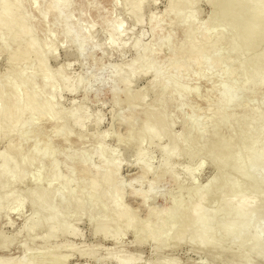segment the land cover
<instances>
[{
    "label": "bare ground",
    "instance_id": "bare-ground-1",
    "mask_svg": "<svg viewBox=\"0 0 264 264\" xmlns=\"http://www.w3.org/2000/svg\"><path fill=\"white\" fill-rule=\"evenodd\" d=\"M42 1L44 2V6L39 8V6H36L35 0H28V4L31 5L34 11L38 13V17L40 18V21H42V25H44L43 21H47L49 19L47 17L51 15L52 19L54 20L53 21L51 19L53 23H57L58 27L60 28L61 26L64 27V33H61L65 36V38H62L65 39L67 43L70 42L72 44L79 57H84L87 53V46L94 45L91 43L93 41L92 38L90 39V34L93 29L92 27L84 29L79 23L80 20L73 19L74 15H72L73 11H71L73 1ZM112 1L114 2V0ZM148 1L151 4H155L157 0ZM200 1L202 0H166V7L163 11L162 19L169 18L168 20L170 24L182 29L183 40L179 43H177L171 33H161L160 24L162 19L159 20V17L155 18L154 16H151L148 19L150 20V26L148 27H150V32L153 36V42L151 41L152 44L148 43V45H146L144 43L145 45H143L142 39L145 33H141L140 31V34H138V37L132 45L135 57L129 61L126 66L122 65L121 67L110 68V77L113 80H118L117 84L111 86V92L113 94H117L119 87L122 86L125 97L128 96L130 86L134 79L138 78L139 76L151 73L154 83V85H152L155 87L157 86V90L170 91L168 92L169 95L165 99L162 98L165 104L173 98V95L182 94V99L183 97L186 99V97L188 98V96L192 94L191 89L188 90L189 88H186V86L183 85V82H181L183 77H186V74L188 75L191 73L190 71L192 66L198 67L201 70L202 77L209 75L212 71L219 70L221 72L222 70L223 74L226 75V80L232 79V82H222L221 88H219V99L216 101L218 111L216 107V115H214L215 117L213 120L211 118V124L219 123L226 125V123H228V121L232 120L234 117L233 113L229 115L226 114L228 108L231 106L233 108L234 106L235 108L240 107L250 87H264V63L261 62L260 59H257L252 67L246 68V70L244 69L238 75L235 74L233 67L235 64H243L246 61V46L250 44L256 45L264 40V0H222V2L227 5L225 10L226 14H224L222 17L224 18L227 16V14L238 12L242 20L241 25L247 26L241 32L240 38H238L235 34L231 35L230 41L226 47L222 46L223 44H221V39H223L226 35V32L229 31L226 29L225 25L222 24V22L208 20L207 24L203 23V26L206 25L207 27L206 28L204 26L203 30L202 25L199 24L198 26L195 7L200 3ZM121 2L123 4H121V6L125 7L123 9H126V16L128 14L133 19L134 26L143 25L142 10L145 0H122ZM26 3V0H0V50L2 52V50L6 49L7 46L9 47V44L14 45L13 43H16L19 45V47L14 52L6 53V60L9 64H11L12 67L9 72L5 73L0 78V141L5 142V147L2 151H0V216L8 217L11 212L20 213L23 208H25L24 206L26 205V198L28 199L31 193L18 194L14 191L16 185L29 181L31 185L36 187L42 182H47V175L44 177L40 174L35 175L33 178L31 177L32 179L29 176L27 178L26 170H31L32 166L36 163L50 164V167H44L48 170V179L51 183L47 182L46 184L47 195H44L40 198H35L31 194L32 198L30 197V203L31 199L33 201V209L36 207L35 212L41 211L46 213L44 218L36 216L35 213L27 217L24 220V224L13 234L7 236L4 234V232L0 231L1 252L7 250V248H9L10 245L16 241L17 237H20V235L24 233V240L20 243L21 255L14 258L0 257V264H42V260H47L54 264H64L73 254H78L80 257H86L95 261H99L100 258L98 259L97 255L99 253L94 251V247L92 249L89 248L88 250L87 248L86 250H79L77 247L74 248V245L70 247L71 245H66L67 243L61 244L57 241L60 238L80 237V234L76 231L77 229H74L72 225L70 226L69 222L66 221L67 218L65 219V217L62 216L64 213L61 214L59 208L61 210H66L71 206L72 203H74V206H78L79 208H81L83 205L93 206L95 204L101 213L100 218H104L107 208L110 205L109 207H112L118 211V215L116 216L117 219H115L116 223L124 220L125 213L120 209L122 207V199L124 197L125 189L123 186L124 184L121 185V183L118 181V174L122 164L119 163V159L117 157L118 155L115 154L114 151V154H112L113 158L110 157V159L107 158L108 160H101L103 154H105L103 141L105 137L104 135H100L98 138H96V146L94 145V148H91V150L88 153H85V155L83 153L82 156L78 153L80 156H64L66 157L65 162L68 164L66 166H69L68 170H66L67 177H62L59 174L57 162H50L51 160L46 162V160L48 161L49 158H53V155L55 156V152L48 144L49 140L39 144L40 141L38 142L37 139H33L31 142L33 149L31 148L32 146H30L27 154H25L26 152L24 154L22 153V149H20L22 146L20 144H22L23 141L25 142L26 140H29V133L33 131L35 128L34 126H37V122H39V120L42 118H47L48 123L50 122V125L53 123H55V126L56 123L60 125L61 128H58L59 133L57 135L59 136L61 131L60 137H62L63 140H68L69 136H71L70 131L73 129H77L82 134V129L85 126L84 124L88 116H85V114L88 110L84 114L81 107L74 108V103H71L72 106L71 109L69 108V110L61 109L62 107L60 106V99L63 93L70 95L75 94L82 86L84 87V81L86 85L89 84V80L86 79V81L85 78L83 80V77H80V75L77 77V80L71 81L69 78L70 76L68 77L65 74V70L68 68L67 65H60L62 67H57L53 70L48 68L47 62L49 58L56 56L55 46L57 45H54V42H52L54 41L52 39L53 33L51 34L47 32V34H45L47 36V38L45 37V40L38 38L35 29L36 26L34 27L32 25V21L30 22V15L24 8ZM115 3L116 2H114V4ZM251 4L255 5L252 10L249 8ZM117 6H119L118 0ZM118 19H116L114 23L112 21V25L107 24V22L109 23L110 20L114 19H110L109 21L107 20L106 27L104 26L106 24L102 22L103 26L105 27L104 32H107L108 34L107 41L105 40V45L107 49L110 48L112 50H116L119 53H123L128 42H125L123 37L124 34L122 35L120 33L121 27L124 25L122 26V20L120 19L121 21H118ZM48 24H50L49 21ZM44 26H46V24ZM53 28L55 29V27ZM252 40H254V43ZM240 41H243L244 43V47L242 48H239L236 45ZM163 45L168 47L169 57H167L168 59H166L165 62L160 63L156 61V55L157 51H159ZM220 45L222 48H226L223 49L225 52L226 50L229 51L226 52V54L228 55L229 53L230 57H227L225 54L217 53ZM101 46H104V44H101ZM93 49H95V45L92 47V50ZM32 58L35 62L34 66L32 65L33 67H19L20 64L23 63L24 65L26 63L27 66V63H30ZM226 61H228V64H231L230 67L228 66V69L224 71L223 67L225 66L223 64ZM168 67L169 70L166 71ZM4 85L6 88L3 87ZM182 99L180 100V107L183 106ZM217 102H219V105ZM117 103L115 104L117 105ZM82 104L83 103H81V105ZM256 107L257 106L252 105L248 117L243 122L245 131H248V128H250L253 122L258 118ZM88 119H90V117ZM189 119L190 118H188V121L192 122ZM259 119L264 123V117ZM191 120H193L192 117ZM89 121H91V119L86 121V125ZM195 121H197V127ZM148 122L149 120L147 123ZM167 122L164 114H160L154 120L156 125L163 127V125L166 124V127L170 129L172 124ZM199 122L194 118L193 126L195 127H190L191 130L189 131V134L184 137H182V135H179L180 137L176 136L180 144H183L184 146V144L187 143L185 146H188L190 138L189 136H191V134H198L196 136H198V138L200 136V139H211V137L207 136V134L205 135L202 133V129L205 128L202 123H200L202 127L199 129ZM205 122H207V124L205 123L206 127L210 125V122ZM93 123L95 126L94 128L100 127L101 118H96ZM150 123L144 125L140 133L147 136L150 140L159 143L160 137L151 132ZM4 124L5 126H8L10 130L4 129V132L2 130V126H4ZM8 124H10V126ZM20 126H22V128ZM23 126L25 127L24 129ZM26 126H28V128ZM128 128L129 133H127L128 138L126 139L130 140L133 136V129H131V125H129ZM84 129L86 130L85 127ZM15 132H17V136ZM12 134H15L14 138ZM39 135H41V132ZM57 135H55V137ZM42 138L44 139V137ZM188 148L189 147H187V149ZM201 148L204 149L203 146ZM247 148L249 150H256L252 151L249 158L243 159L241 161L240 171L238 173L227 177L221 176L216 178L211 184L205 186L198 187L196 186L197 181L196 184L194 183L195 178H197V173L199 171L201 172L202 168L205 167L204 162L200 161L194 166L189 164V166H186L182 169V173L188 177V180L191 182V186L194 184L197 187H192L193 189L195 188V190L192 192L191 196H188L190 197V200L187 197L189 201L192 200L194 202V206L190 212L192 216L198 212L202 201L208 195H214L217 197L218 203H215L216 205H213L210 209L204 211L197 218L194 229L196 231L199 230L198 234L190 238L186 233H175L176 231H174L171 227V220L173 219L174 222V220L179 217V209L175 208L171 211V214L161 218L152 214L154 209L152 212H148L150 215L149 217H151V220L153 219V222L145 224L144 228L146 229L147 235L144 238L148 240L150 239V235L153 237L150 242H152V248L155 253H158V251L163 248L161 246H163L162 244L166 243L165 241H167V239L169 240L171 237L172 239L173 237L175 239V236H177L178 240L179 238L182 239V241L186 239L187 243L189 242V244L195 246V248H197L199 251L205 252L208 256H213L214 252L219 248V245L215 242L216 238L219 236H228L231 239L230 246L236 247L237 253L227 260L222 258L225 261V264H252V259L264 261V219L258 217L262 212L261 201L255 203L249 201L248 198V196H254L255 198L264 199V134L259 132L256 135V140L247 146ZM143 150V147L139 146L133 155L134 158L132 157V159H134V166L140 170V175L137 177L138 179L135 178L138 182H141V180L150 173L151 159H149V157L147 160H145L146 152ZM195 151H197V149L194 150V152ZM204 151L205 150L202 152ZM195 153L197 154V152ZM230 153H234L233 149L229 151V154ZM109 154L110 153H108V156ZM176 155V151L163 150L161 169H163L166 174V171H173L176 169L171 166V160ZM199 155L200 154H198V156ZM92 156H96L100 159V166L92 168V166L89 164V159ZM103 157H105V155ZM213 160V166L218 170L223 158L217 156ZM260 161H262L263 164V171L259 174H253L252 170ZM78 165L81 167V173H78L82 175V178L90 172H92L93 175V178L91 176L92 181L89 180L91 182L89 186L87 184L88 190L85 193L79 188L81 185L83 187V184L80 183L82 178L79 181H76L78 182L79 187L77 186V183L75 184L77 188L82 190L81 192L76 191L77 188L76 190L71 188V185L75 183L73 170H75V167ZM38 170H40V168ZM41 170L43 171V169ZM54 183L61 184V188L59 190L55 188L54 191L52 188ZM239 183L240 185L237 187ZM130 184L132 185V183ZM152 185L153 184L149 186V191H152L151 189L154 188ZM258 185H260V188H257ZM82 192L84 193V197L81 199L83 202L78 199L80 196H78V193L81 194ZM132 193L135 196L140 195L134 191ZM50 194H55V196H58L57 199L59 201V208L58 205L56 207L53 203L49 202L48 195ZM109 194H111V196ZM105 196L108 197L106 201L108 203L103 204L100 203L101 201L98 202V198L99 200L101 198L103 200L106 198ZM232 199L236 200L233 206H231V201H233ZM142 203L146 204V201L142 199ZM248 208H253L255 213L246 216L244 214V210ZM221 217L223 222L219 226L215 227L216 222ZM101 221L103 220L101 219ZM133 221L130 220L125 223V230L134 228L135 223ZM102 223L99 227H95V230L93 229L94 235H100L103 239L111 240L115 243V246H118L119 241L123 237L122 233L124 229L121 232H116L110 228L113 225L115 226V223H111L113 225H111L109 222H104L106 225H103ZM107 223L111 226H107ZM9 224L10 222H7V225ZM252 227L256 228L254 233L249 235L242 233L243 231H246ZM145 239L143 240V238H139V240L136 239V241L140 243H146L147 240L145 241ZM35 241L40 243V247L38 251L30 253L31 249L33 248L30 246ZM116 250L117 249L110 250L105 253V258L111 259L115 264H138L137 261L141 260L139 259L138 255L135 256L130 254L128 256H121V254H118L119 251ZM34 253L36 254L37 258H34L33 260L34 256L32 255ZM157 264H177V262L173 258H168L160 261Z\"/></svg>",
    "mask_w": 264,
    "mask_h": 264
},
{
    "label": "rangeland",
    "instance_id": "rangeland-1",
    "mask_svg": "<svg viewBox=\"0 0 264 264\" xmlns=\"http://www.w3.org/2000/svg\"><path fill=\"white\" fill-rule=\"evenodd\" d=\"M35 1H36V6H39V8H42L44 6V2L42 0H35ZM72 1L73 4L71 11H73L72 12V15H74L73 19L80 20L79 23L81 24V26H83L84 29L86 28L88 29L91 27L93 29L90 34V39L92 38L94 43L92 40L90 41H92L91 43L95 45V49L92 50V47L94 45H88L86 51L87 53L84 57H79V55L76 52V49L72 46V44L70 42L67 43L66 40L62 38V37L65 38V36L62 34L64 33L63 31L64 27L61 26L60 28L58 27L57 23L55 22L53 23L52 22L53 19L51 15L47 17L49 18L47 21L46 20L43 21L44 25L46 24V26H44L42 25V21H40V18L38 17V13L34 11L31 5L28 4V0H26L27 3L25 4L24 8L26 12L29 13L30 15L31 18L30 22L32 21V25L34 27L36 26L35 29L38 38L45 40L47 38V36L45 35L47 34V32L51 34L53 33L52 39L54 41L52 42H54V45H57L55 46L56 56L49 58L47 62L48 68L53 70L56 69L57 67H62L64 65H67L68 68L65 70V74L68 77L70 76L69 78L71 79V81L77 80L78 79L77 77L79 75L80 77H83V80L84 78L85 80L86 79L89 80L88 85H86L84 81V87L82 86L83 88L81 87L75 94H73L74 96L67 93H63L60 99V106L62 108L61 107L60 108L64 110H69V108L71 109L72 106L71 103H74L73 104L75 106L74 108L81 107L82 112L84 114L88 110L85 114V116L88 115L86 121L91 119L92 122L89 121L88 124L86 125V121H85L84 127L86 128V130L83 127L82 134L77 129H73L70 131L71 136H69L68 140L66 139L63 140V138L60 137L61 131H60V135L59 136L57 135L59 133L58 130L61 128L60 125L58 123H56V126L55 123L50 125V122L48 123L47 118L46 119L44 118L45 120L42 118L41 120H39V122H37V126L36 125L34 126L35 128L33 129V131L29 133V136L31 138L28 137L29 140H26L25 142L23 141L24 144L22 142V144H20L22 147L19 148L22 149L23 154L25 152H26L25 154H27L30 146H32L31 148L33 149V145L31 143L33 139H37L38 142L40 141L39 144L49 140L48 144L50 145V148L53 149V151L55 152V156L53 155V158L51 159L49 158L48 161L46 160V162H49V160H51L50 162H57L59 167L58 170L59 174L62 177H67L66 170H68L69 166H66L68 164H66L65 162L66 157L64 156L72 155L73 157V155H79V154L83 156V153L85 155V153H88L91 150V148H94L93 147L94 145L96 146V142H97L96 138H98V136L100 135H104L105 137L103 141H104L105 154H103V156L105 155V157L102 156L101 160L102 159L108 160L110 159V157L113 158L112 154L115 153L118 155L117 157L119 159L118 160L119 163L122 164L118 174V181L119 183H121V185L124 184L123 186L125 189L124 197L122 199V207L120 209L125 213L124 215L125 222L124 220H122L121 222L116 223L115 219H117L116 216L118 215V211H116L112 207H109L110 205L107 208V212L104 218L103 217L100 218L101 213L99 212V209L97 206H95V204L93 206L83 205L81 208H79L78 206H74V203H72L68 209L61 210L58 204L59 203L57 199L58 196H55V194L48 195V197L50 198L49 199L47 197L49 202L53 203L54 206L56 207L58 205L61 214L64 213L62 216L65 217V219L67 218L66 221L69 222L70 226L72 225L74 229H77L76 231L80 234V237L78 238L66 237V238H60L57 241L61 244L67 243L66 245H71L70 247L74 245L75 246L74 248L77 247L79 250H83V249L86 250V248L88 250L89 248L92 249L94 247L93 248L94 251L99 253L97 254L98 259L100 258L99 261L98 260L95 261L86 257H80L78 256V254H73L70 257V259L64 264H115L111 259L105 258L106 257L105 253L114 249H117L116 251H119L118 254H121V256L122 255L128 256L130 254L135 256L138 255L139 259H141L137 261L138 264H157L160 261L168 258L175 259L177 264H225L224 261L225 259L227 260L230 257L236 255L237 253V248L230 246L231 239L228 236L227 237L219 236L216 238L215 242L216 244L219 245V248L214 252L213 256H208L206 255L205 252L199 251L197 248H195V246H192L191 244H189V242L187 243L186 239L182 241V239L179 238L178 240L177 236H175V239L177 238L176 239L177 241L174 239V237H173L174 240L172 239V237L171 239L169 238V240L167 239V241H165L166 243L162 244L163 246H161L163 248H161V250L159 249L160 251H158V253H155L152 248L153 247L152 242H150L153 239V237H151L150 235L149 237L150 239L148 240L144 238L147 235L144 226L147 223L153 222V219L151 220V217H149L150 215L148 213L150 211L152 212L153 209L154 210L152 214H154V216L156 215L161 218L168 216L169 214H171V211L176 208L180 210L179 217H177L174 220V222L173 219L171 220L172 221L171 227L174 231H176L175 233L177 232L178 234H180L181 232L186 233L189 236V238L192 236H196L198 234L199 230L196 231L194 229L197 218L204 211L210 209L213 205H216L218 201H217V197H215L214 195H208L202 201L198 212L194 216H192L190 212L192 207L194 206V202L192 200L189 201L190 197H188L191 196L192 192L195 190V188L193 189L192 187L205 186L211 184L216 178H219L221 176L227 177L238 173L240 171L241 161L243 159L249 158L252 151L256 150V149L249 150L247 146H249L256 140V135L259 132L264 134V123L261 122L259 119L261 117H264V87L262 88L256 86L250 87L240 107L238 108H235V106L234 108L232 106L229 107L226 114L229 115L233 113L234 117L232 120L228 121L226 125L219 123L211 124V121L215 117L214 115H216L215 110L217 107L216 101L219 99V93H220L219 88H221L222 82L229 83L232 80V79L226 80L225 78L226 75L223 74L222 70L221 72L219 70L212 71L209 75L202 77L201 70L198 67L192 66L190 71L191 73L188 72L189 73L188 75L185 73L186 77H183L181 81L183 82V85L186 86V88H189L188 90L191 89L192 91L191 92L192 94H190L188 98L186 97L187 101L186 99H184V97L182 99L183 96L182 94L179 95L176 94L173 95V98L169 100V102L164 104L163 99H165L169 95L168 92L170 91L168 90L161 91L159 89L157 90V86L156 87L153 86L154 83L152 80L153 77L151 73L135 78L130 86L128 96L125 97L122 86L119 87L117 94H113L111 92V86L117 84L118 80H113L110 77L109 75L110 74L109 72L111 70L110 68L121 67L122 65L126 66L129 63V61H131L135 57L134 55L135 53L132 49V45L133 42L138 37V34H140V31L141 33L142 32L145 33L142 39L143 45L145 44L148 45V43L152 44L153 36L150 32V27H148L150 26V20L148 19L151 16H154L155 18L159 17L158 18L159 20L162 19V14L166 7V0H157L155 4H151L148 0L147 1L145 0L144 2L145 6L143 5V10H142L143 25L140 26H134L133 19L128 14L126 16V12H125L126 9L125 10L123 9L125 7L121 6L122 0H118L119 6H117V0L116 1L114 0V2H116L115 4L112 0H72ZM226 6L227 5H225L222 2V0H206V1L202 0L195 7L196 20L198 26L199 24L202 25L203 27L202 30L204 29V26L206 27V25L203 26V23L207 24L208 20L209 21L214 20L215 22H222V24L225 25L226 29L229 31L226 32L225 37L221 39V44H223L222 46L225 47L229 43L231 35L235 34L238 38H240L241 32L247 27L241 25L242 20L238 12L227 14V16L225 15L226 17L223 18L222 16L226 14L225 13L226 12L225 10L227 8ZM254 6H255L254 4H251L249 8L252 10ZM107 18L114 20H110ZM116 19H118V21L120 19L122 20L120 21L122 22V26L123 25L124 26L121 27L120 33L122 35L124 34L123 35L124 40L126 43L128 42L126 47L127 49L125 48L123 53H119L116 50H112L110 48L107 49L105 45L108 38V34L107 32L106 33L104 32V28L107 26V24L110 25L112 21L114 23ZM168 19L161 20V24H160L161 33L162 34L171 33L174 36V39L177 41V43L181 42L183 40L182 29L174 26L173 24H170ZM107 20L110 21L109 23L107 22L106 24ZM48 21L50 24H48ZM102 22L106 24L104 25L105 27L103 26ZM52 26L55 27V29ZM59 29H61L62 31ZM252 42L254 43V40H252ZM13 44L14 45L9 44V47L7 46L6 49H4L5 52L4 50H2V52L0 50L1 52L0 78L5 73L9 72L12 67L11 64H9L6 60L7 57L6 53L14 52L19 47L18 44L16 43ZM101 44H104L105 47L101 46ZM236 45L239 48L244 47L243 41H240ZM222 46L220 45V48L217 51V53L225 54L227 57H230L229 53L228 55L226 54V52L229 51L226 50L225 52L223 49L226 48L225 47L222 48ZM245 48L247 51L246 61L243 64H235L233 66L236 75L241 73L244 69L246 70V68L252 67L257 61V59H260V61L264 63V40L256 45L250 44ZM159 51H157L156 61L163 63L165 62L166 59H168L167 57H169L168 47L167 46L165 47V45H163V47L160 48ZM32 60L30 61V63L29 62L27 63V66L26 63L25 65L23 63L20 64L19 67L20 68H22L23 66H24L23 68L28 66L33 67L35 62L33 58ZM227 62L228 61H226L223 64L226 68L222 66L224 71L228 69V66L230 67L231 63L228 64ZM167 70H169V67L166 69V71ZM3 87L6 88L5 85ZM181 99L183 100L182 107L179 106ZM81 103L83 104L81 105ZM115 103H117V105ZM218 103L219 102H217V104ZM252 105L257 106L256 110H257L258 118L253 122L251 127L248 128V131H245L243 122L248 117ZM217 111H218V107H217ZM160 114H164L166 117V122L168 121L169 124H172V126H170L171 127L170 129L172 130L167 128L166 124H164L163 127H161L154 123V120ZM89 117L90 119H88ZM99 117L101 118L100 127L94 128L95 126L93 122L95 121L96 118ZM191 117L193 120H191ZM188 118H190L189 120L192 122H189ZM194 118L197 119L198 122L201 121L199 122V124L202 123L205 127L204 129H202L203 130L202 133H204L205 135L207 134V136L211 137V139L210 140L200 139V136L199 138L198 136H196L198 134L195 135L191 134V136H189L190 137L189 145L185 146L187 144L186 143L183 146V144H180L178 142L177 137L179 135H182V137H184L187 134H189L191 128L195 127L193 126ZM148 120H149L148 123L151 122L150 123L151 132L155 133L160 137L159 143L150 140L147 136L142 135L140 133L143 126L148 124L147 123ZM205 121H208V123L210 122V125L206 127L205 125L207 124V122ZM195 124H197V121H195ZM8 125L10 126V124ZM129 125H131V129H133V133H132L133 136L131 137L130 140L126 139L128 138L127 133H129V128H128ZM24 126L23 129L25 128ZM197 126L198 124L196 125V127ZM20 127L22 128V126ZM26 127L28 128V126ZM201 127L202 125L200 124L199 129ZM4 129L10 130L8 126H5V124L4 126H2L3 131ZM35 129L37 130L38 136ZM39 131L41 132V135H39L40 134ZM16 133L17 132H15V134ZM15 134H12L13 138L15 137ZM55 135H57L58 137L57 136L55 137ZM42 137H44V139ZM139 146H142L144 149L143 151L146 152L145 160H147V158L149 157H150L149 159H151L150 173L146 175L147 177L145 176L144 179L141 180V182H138L135 179L140 175V170L134 166L135 165L133 161L134 159H132V157L134 158L133 155L135 154V151ZM202 146L204 147V149L201 148ZM4 147H5V142L0 141V151H2ZM187 147L189 148L187 149ZM196 149L197 151L195 152H197V154L194 152V150ZM199 149L201 150V152ZM232 149L234 153L229 154V151ZM163 150L177 152L176 155L177 157L175 156L171 160V166H173L176 169L173 171L165 170L167 174L163 171V169H161ZM198 150L200 153L198 152ZM203 150L205 151L202 152ZM108 153H110L109 156ZM198 154L200 155L198 156ZM217 156L223 158V161L218 170L213 166L214 165L213 159ZM90 159H89L90 162L89 164L92 166V168H96L100 166V159L98 157L92 156ZM200 161L204 162L205 167L202 168L201 172L200 171L198 172L199 175L198 173L196 175L197 178H195L194 183L196 184L197 181V185L195 186L194 184H192L193 186H191V182L188 180V177L185 176L184 173H182V169L186 166H189V164L194 166ZM38 164L39 163L33 165L31 170L30 169H28V171L26 170L27 178L28 176L30 178L31 177L33 178L35 175H40V174L43 175L44 177H46V175L49 177V175L47 174L48 170L46 168H48L50 164L49 165L48 163H40L39 165ZM39 168L40 170H38ZM80 168L81 167L78 165L77 167H75V170H73V175H74L73 177H75L74 178L75 183L71 185V188L75 190L77 186L79 187L78 182L76 181H79L82 178V175L79 174L81 173ZM41 169H43L44 174ZM262 171H263V164L262 161H260L254 167L252 173L259 174ZM89 174L85 175L82 178L83 180L81 179L80 182L81 184H83V187L80 184L81 186L79 188L82 189L84 193L87 192L88 186L91 183L90 181H92L93 178L92 172H90ZM48 177H46L47 182H50ZM47 182L46 181L42 182L43 183V184L41 183L42 185L39 184V186L35 187L31 185L29 181H26L22 184L16 185L14 191L17 192L18 194L31 193L33 197L40 198L43 197L44 195H47L46 194ZM76 183L77 186L75 185ZM130 183H132V185ZM58 184L59 183H54L52 185L54 191L55 188L57 190L61 188L62 185L59 184L58 186ZM151 184H153L152 186L154 188L151 189L152 191H149V186ZM239 185L240 183L238 184L237 187H239ZM79 188H77L76 191L81 192L82 190H80ZM257 188H260V185H258ZM133 191L140 195L139 196L133 195L132 193ZM84 193L83 192L81 194L78 193V196L80 195L79 197L77 196L79 200H81L82 197H84ZM111 194L109 195L111 196ZM30 197H28V199L26 198V205L24 206L25 208H23V210L20 213L11 212L8 215V217L0 216V231L4 232L5 235L9 236L13 234L17 229H19L24 224V220L32 214L36 213V216L40 218H44L46 216V213L44 212L41 211L35 212L36 207L35 209H33V204H32L33 201L31 199V203H30ZM105 197L106 198L103 200L102 198L100 200L98 198V202L101 201L100 203L103 204L108 203L106 202L108 197L107 196ZM187 197L189 200L187 199ZM248 198L249 201L255 203L261 201L262 212L258 217L264 219V199L255 198L254 196H248ZM142 199L146 201V204L142 203ZM232 200L233 201H231V206H233L234 203L236 202L235 199ZM81 202H83V200H81ZM254 213L255 212L253 208H248L244 210V214L246 216ZM101 219L103 221H101ZM130 220L131 221L134 220L133 222L135 223V226L133 229L125 230L124 228L126 226L125 223H127V221ZM7 222H10V224L7 225ZM104 222H109L110 224L115 223L116 224L115 226L111 224L113 226L110 227L111 225H109L108 223L107 226H109L111 229H113L116 232H121L124 229L122 233L123 237L119 241L118 246L117 245L115 246V243L111 240L103 239L100 235L97 236L94 235L95 227L96 228L99 227L101 223L103 225L104 224L106 225V223ZM222 222L223 219L221 217L216 222L215 227L219 226ZM255 231L256 228L252 227L246 231H243L242 233L249 235L254 233ZM139 238L141 239L143 238V240L145 239V241L147 240V242L146 243L137 242L136 239L139 240ZM23 240H24V233H22L20 237L19 236L17 237L16 241H14V243L11 244L10 247L7 248V250H5L6 252L0 251V257L14 258L21 255L20 243ZM30 247L31 248L33 247L30 252L33 253L35 251H38L40 247V243L35 241L34 243L31 244ZM34 254L32 255L34 256L33 260L34 258L35 259L37 258L36 254L35 255ZM222 258H224V260ZM42 261H43L42 264H54L47 260H42ZM252 264H264V261L259 259H252Z\"/></svg>",
    "mask_w": 264,
    "mask_h": 264
}]
</instances>
